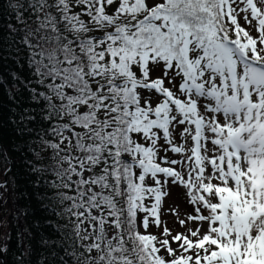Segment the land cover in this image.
<instances>
[{
    "label": "snow or ice",
    "instance_id": "obj_1",
    "mask_svg": "<svg viewBox=\"0 0 264 264\" xmlns=\"http://www.w3.org/2000/svg\"><path fill=\"white\" fill-rule=\"evenodd\" d=\"M0 93V264H264V0H0Z\"/></svg>",
    "mask_w": 264,
    "mask_h": 264
},
{
    "label": "trees",
    "instance_id": "obj_2",
    "mask_svg": "<svg viewBox=\"0 0 264 264\" xmlns=\"http://www.w3.org/2000/svg\"><path fill=\"white\" fill-rule=\"evenodd\" d=\"M0 96H2V93H0ZM5 147L7 148L8 145L5 144ZM21 206H23V205H21ZM30 207L37 214V217L40 220H43L45 218H51L52 213H51V209L50 208H49V210L44 211L42 208H40V207H38L36 205H31ZM23 227H24V222H22V221H20V222L11 221L9 223V226H8L7 230L11 232V240L9 241L10 253L5 256V259L8 260L9 264H12V259H13L11 253H15L16 250H17V247H18L17 230H18V228L22 229ZM40 231L43 232L45 235H48V233H50L52 231V229L48 228L46 225L41 224ZM38 239H39V237L37 236V240L33 242L34 246H37V247L39 246L38 243H37ZM37 255H39V253H37Z\"/></svg>",
    "mask_w": 264,
    "mask_h": 264
},
{
    "label": "rangeland",
    "instance_id": "obj_3",
    "mask_svg": "<svg viewBox=\"0 0 264 264\" xmlns=\"http://www.w3.org/2000/svg\"><path fill=\"white\" fill-rule=\"evenodd\" d=\"M164 219L168 222L169 226L172 227L174 218L172 216H164Z\"/></svg>",
    "mask_w": 264,
    "mask_h": 264
}]
</instances>
